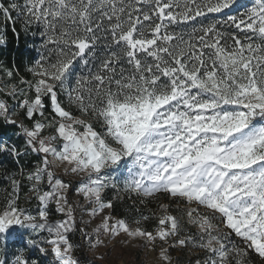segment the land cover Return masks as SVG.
I'll return each instance as SVG.
<instances>
[{"label":"snow or ice","instance_id":"6c2138e0","mask_svg":"<svg viewBox=\"0 0 264 264\" xmlns=\"http://www.w3.org/2000/svg\"><path fill=\"white\" fill-rule=\"evenodd\" d=\"M0 18V46L9 23L38 37L23 75L0 61V264H264V0H0Z\"/></svg>","mask_w":264,"mask_h":264},{"label":"trees","instance_id":"16d2710c","mask_svg":"<svg viewBox=\"0 0 264 264\" xmlns=\"http://www.w3.org/2000/svg\"><path fill=\"white\" fill-rule=\"evenodd\" d=\"M4 24L2 18H0V30H4ZM17 34L12 32L11 23L7 26V45L0 46V61H3L6 65H12L13 62L16 66H19L20 72L23 75L25 73V65L29 64L32 57L36 55L33 45L37 43L38 37H33L32 31H35L34 28L30 31H25L21 23L16 24ZM4 168H12L11 162L6 157H0V171H3ZM9 185L7 181L3 180L0 177V198H2L3 190L8 189ZM160 199V198H159ZM158 202L149 203L147 206L137 205L139 211L144 214H149L150 212H156ZM132 204V200L124 199L123 203H117V215H136V211L132 210L131 212L128 209V205ZM157 213V212H156ZM76 255L81 259V264H87V261L90 260L86 255L77 251ZM251 258L254 260L258 257L255 254H252ZM101 264V263H97Z\"/></svg>","mask_w":264,"mask_h":264},{"label":"rangeland","instance_id":"374dc122","mask_svg":"<svg viewBox=\"0 0 264 264\" xmlns=\"http://www.w3.org/2000/svg\"><path fill=\"white\" fill-rule=\"evenodd\" d=\"M241 3L247 4V3H248V0H241ZM210 18H211V14H210ZM34 30H35V28H34ZM72 198H73V199L76 198L74 194H73ZM167 202H168V201L165 200L163 197H160V199H159V201H158V203H157V207L155 208V209H156V212H157L158 215L160 214V212H159V203H167ZM172 207L175 208V205H173ZM72 239H73V241H74L75 243H79V242H80V235H79V233H76V234L72 237ZM121 239H123V237H121ZM79 252H81V253H83L84 255H86L89 259L92 258V257H91V254L88 253V252L86 251V249H85V250H81V251H79ZM179 255H180V254L177 253V252H173V253H172V256H173V259H174V260H175V258H176L177 256H179ZM129 258H133V259H134V257H129V256L125 255V259H129ZM151 258H152V257H150V259H151ZM184 259H185V260L188 259L187 255L184 256ZM97 263H101V264H116V258H115V256L113 255V256L110 257L108 260H106V261H98ZM251 264H261V260H260L259 258L255 259V260H254V258H253V259L251 258Z\"/></svg>","mask_w":264,"mask_h":264}]
</instances>
